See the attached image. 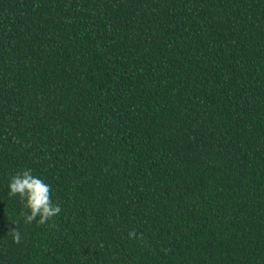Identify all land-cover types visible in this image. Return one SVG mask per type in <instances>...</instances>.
Listing matches in <instances>:
<instances>
[{
  "label": "trees",
  "instance_id": "obj_1",
  "mask_svg": "<svg viewBox=\"0 0 264 264\" xmlns=\"http://www.w3.org/2000/svg\"><path fill=\"white\" fill-rule=\"evenodd\" d=\"M0 264H264V0H0Z\"/></svg>",
  "mask_w": 264,
  "mask_h": 264
},
{
  "label": "clouds",
  "instance_id": "obj_2",
  "mask_svg": "<svg viewBox=\"0 0 264 264\" xmlns=\"http://www.w3.org/2000/svg\"><path fill=\"white\" fill-rule=\"evenodd\" d=\"M19 198L25 204L27 224L39 222L40 225L58 218L64 211L63 207L53 200V189L37 176L31 169H24L10 177L9 198ZM135 233L132 237L135 238ZM16 243L21 241V233L15 232Z\"/></svg>",
  "mask_w": 264,
  "mask_h": 264
}]
</instances>
